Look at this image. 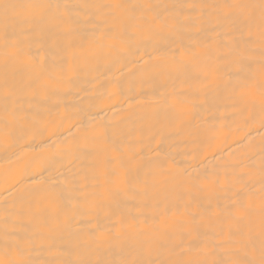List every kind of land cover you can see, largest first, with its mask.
Instances as JSON below:
<instances>
[{
  "label": "bare ground",
  "instance_id": "obj_1",
  "mask_svg": "<svg viewBox=\"0 0 264 264\" xmlns=\"http://www.w3.org/2000/svg\"><path fill=\"white\" fill-rule=\"evenodd\" d=\"M5 2L73 6L74 31L54 45L53 33L36 27L38 10H20L5 27L0 9V259H13L8 248L19 244L32 264L173 260L170 249L182 234L177 225L187 226L191 213L209 206L192 190L204 174L225 183L212 208L224 209L240 192L258 230L264 206L259 10L251 40L245 31L241 41L235 25L216 20L222 13L188 6L261 0ZM85 3L126 8L75 7ZM154 18L167 27L161 30ZM131 23L130 42L104 37ZM125 175L127 184L119 185ZM117 186L122 190L109 196ZM98 227L111 238L88 247ZM191 256L212 261L224 258V250Z\"/></svg>",
  "mask_w": 264,
  "mask_h": 264
},
{
  "label": "snow or ice",
  "instance_id": "obj_2",
  "mask_svg": "<svg viewBox=\"0 0 264 264\" xmlns=\"http://www.w3.org/2000/svg\"><path fill=\"white\" fill-rule=\"evenodd\" d=\"M72 7L59 4L17 5L0 0V9L3 10L5 27L9 23L16 21L20 15V10L24 8L38 10L34 17L36 27L41 32H52L54 45L71 35L74 31V21L71 16ZM75 7L84 9L95 8L98 12H103L106 8H126L123 4L90 5L86 3ZM188 7L211 8L217 13H222V16H216V20L219 22L223 19L235 25L239 30L241 41L245 39V31H247L248 40H251L252 26L257 22L258 9L260 34L264 38V0H261L259 5L224 3L217 5H189ZM106 23L107 17L98 27H103ZM153 23L157 24L161 30L167 27V24H161L158 18H154ZM135 26V23H131L127 27L122 26L121 31H108L104 33V37L111 41H119L122 44H126L133 39V35L129 30ZM126 32H129L127 36L125 35ZM183 54L181 52V55ZM261 103L264 105V94H262ZM127 182L128 177L125 175L119 181V185H126ZM262 184H264V166H262ZM224 187L225 183H222L218 176L213 177L211 174H204L192 182V190L206 197L209 201V206L203 209L199 215L196 212L191 213L187 226L177 225L182 228V234L178 242L170 249L176 256L173 260L156 261L133 258L110 262L99 258L81 257L75 260L46 262V264H264V206L261 208L258 230L255 222L251 219L249 206L245 203V198L240 192L235 194V198L231 199L224 209L214 210L211 206L212 197ZM121 190L122 187L117 186L108 195H116ZM202 228L204 231H201ZM209 232L213 233V235L209 236ZM89 237L88 247H91V241L111 238L102 227H98L94 233H90ZM209 248L223 249L224 258L209 261L204 258L191 256L192 253H206ZM8 253L13 255L14 258L7 261L0 259V264H32V261L27 259L26 249L22 245H13L8 248ZM185 256H189V258L186 259Z\"/></svg>",
  "mask_w": 264,
  "mask_h": 264
}]
</instances>
